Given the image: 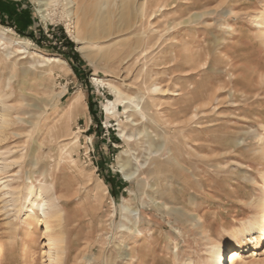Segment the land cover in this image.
I'll return each mask as SVG.
<instances>
[{
    "label": "rangeland",
    "instance_id": "rangeland-1",
    "mask_svg": "<svg viewBox=\"0 0 264 264\" xmlns=\"http://www.w3.org/2000/svg\"><path fill=\"white\" fill-rule=\"evenodd\" d=\"M222 1L209 20L167 32L151 0H0V50L25 51L0 62V88L15 85L0 141L12 166L0 172V264H50L48 234L63 237L62 264H204L264 215V0ZM184 37L208 57L190 79L202 87L231 68L237 96L186 100ZM4 180L19 188L15 202ZM41 182L59 219L30 211L27 188ZM244 256L238 264H264V247Z\"/></svg>",
    "mask_w": 264,
    "mask_h": 264
},
{
    "label": "bare ground",
    "instance_id": "bare-ground-1",
    "mask_svg": "<svg viewBox=\"0 0 264 264\" xmlns=\"http://www.w3.org/2000/svg\"><path fill=\"white\" fill-rule=\"evenodd\" d=\"M151 1H152V5L155 6L158 9V11H160L162 15L165 17L164 27L167 32H171L174 30L186 31L188 29H191V27H193L194 24L199 25L202 21L209 20V18L213 14H217L218 12L217 8L215 9L209 8L211 4L217 0H191L189 3H187L185 8H182V5L179 3V0H163L162 2L161 0H151ZM227 2H229V0H223L221 4H226ZM260 23H264V17H261ZM82 26L83 27L87 26V21L85 18H84V21L82 22ZM2 36L0 35V42L4 40ZM263 37H264V31H263ZM7 39L9 38L7 37ZM7 42H9V45L4 47L3 51L0 50V62H3V63H8V60L14 53L25 52L24 50H22V47H15V45L13 46L12 44L14 43V41H7ZM15 43L20 44V42H17V41ZM93 44L98 45L99 43L95 42ZM182 45H183V48L185 49L184 55L182 57L184 59L183 71H185V74L183 76L184 78L183 93H185L187 101L189 100V93L194 94L198 101L200 100L204 101L206 99L209 103L215 100L214 97L216 93L230 92L231 93L230 95L237 96V93L239 92V90H236L235 88H233V86H231V83L235 81V79L232 78L234 73L231 72L232 71L231 68L226 69V75H228L229 77L228 79L223 78L222 76H218V77L209 76L208 78L215 79V83L214 81L212 82V80H210L207 82L206 85L202 86L200 82V85L202 87L197 85L194 82V80H191L189 77L188 71L190 69H194V68L196 69L199 67H201V69H205L206 68L205 65L208 64L207 63L208 57L205 58L201 56L200 53H196L197 54L196 56L191 54V52L189 51L190 46H191V41L187 37L183 38ZM10 46H12V48ZM33 56L42 57L43 59H45L44 60L45 62L49 64L54 63V65H57L58 67L60 65L62 66L67 63L64 59H62L59 56H49V57L46 56L45 57L43 56L41 52H37V51L33 52ZM201 64L203 66H200ZM94 80L99 81L98 78H95ZM14 88H15V85L10 84L9 82L8 84H5L4 88H2V86L0 88V141L6 140L8 138V135H9L8 130L11 129V125L14 122V119L11 113L14 107L8 104V101H7L10 98V96L14 93L15 91ZM157 88L158 87L155 86L154 89H157ZM22 93H23V96H25L27 95L28 92L22 91ZM210 93H213V94H210ZM34 95H37V94H34ZM114 103H111V104L114 105ZM137 106L139 107V105ZM106 107L108 110H111L109 109L108 106ZM197 110H198V107H196V109L194 110L195 114ZM125 133L122 132V134H124L123 137L127 138L128 140H130L133 137V135L131 134L128 135ZM260 140H262V144H261L262 148L261 147L260 148L262 149V155L264 157V137L261 138ZM160 148H162V144L157 147V150H159ZM156 160L157 159L151 158L148 167L153 162H156ZM174 160H175L174 158L169 156V158L167 159V162H169L172 165V162H174ZM8 162L6 161L5 158H2L0 160V172L4 171L5 169L11 166V164ZM156 167L154 169H157ZM148 172H150V169L148 170ZM124 173L126 176H133L135 175L136 171L130 170V171H124ZM263 180H264V176H263ZM10 185L11 183H9L8 180L3 181V188L9 189L6 193H4V195H10L12 197V201L15 202V200L19 197V196L16 197L17 195H19V188L18 187L12 188ZM53 191H54V188L52 189V187L47 185L45 182H41L39 183V185L32 184V185H29V187L27 188V195L25 198L27 202L29 203L30 211L32 212V214L34 215L37 221H47L51 218H58V219L60 218V211L56 203L57 199L55 198ZM260 203L264 208V196L261 198ZM162 205L166 207L167 203L164 202L162 203ZM46 228L48 231L49 226H47ZM230 234H231L232 239L235 241V246L233 248H230L224 243H216L212 245V247L209 250V255L204 260V264H238V260L240 258L245 257L244 256L245 254L254 252L259 247H264V215H255L252 219L244 221L240 227L234 228L230 232ZM245 241H248L249 243H247L246 245L244 244L245 245L244 246L243 243H246ZM47 242L49 245L50 264H62L64 247L61 244L62 242H64L63 237L61 238L53 234H48ZM184 264H195V262L190 258Z\"/></svg>",
    "mask_w": 264,
    "mask_h": 264
},
{
    "label": "trees",
    "instance_id": "trees-1",
    "mask_svg": "<svg viewBox=\"0 0 264 264\" xmlns=\"http://www.w3.org/2000/svg\"><path fill=\"white\" fill-rule=\"evenodd\" d=\"M66 43L68 44V45H71V44H73V42L72 41H70V40H67L66 41ZM115 138V137H114Z\"/></svg>",
    "mask_w": 264,
    "mask_h": 264
}]
</instances>
